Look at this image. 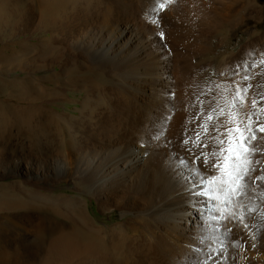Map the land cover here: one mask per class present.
Returning <instances> with one entry per match:
<instances>
[{"label": "bare ground", "instance_id": "obj_1", "mask_svg": "<svg viewBox=\"0 0 264 264\" xmlns=\"http://www.w3.org/2000/svg\"><path fill=\"white\" fill-rule=\"evenodd\" d=\"M233 6V0H0V23L11 21L12 33L28 31L30 39L47 28L46 45L59 54L45 63L50 71L43 76L46 105L54 111L0 107V177L23 174L39 187L67 180L77 190L53 198L55 209L8 216L34 228L41 241L31 252L20 232L17 238L0 233L1 264H264V180H256L264 175V155L250 157L254 182L239 202L192 195L205 189L201 175L219 174L211 153L226 145L217 137L226 140V129L237 120L243 127L249 114L253 129L264 124V78L257 88L248 63L256 51H231L233 57L241 53L238 61L210 56L228 45V32L243 21ZM43 40L28 47L25 39L20 47L40 52ZM83 66L93 89L80 78L83 69L76 72L82 84L66 80ZM24 79L10 82L31 89L33 78ZM238 87L243 105L234 102ZM99 90L111 111H56L57 94L77 91L85 99ZM232 135L235 151L239 134ZM257 140L264 148V133ZM25 146L28 152L18 151ZM84 194L101 211H120L118 238L86 223L93 218Z\"/></svg>", "mask_w": 264, "mask_h": 264}, {"label": "rangeland", "instance_id": "obj_2", "mask_svg": "<svg viewBox=\"0 0 264 264\" xmlns=\"http://www.w3.org/2000/svg\"><path fill=\"white\" fill-rule=\"evenodd\" d=\"M233 1H234L233 7L236 10L234 12L236 13L235 16H237V20H239L240 22L242 20L243 21L239 23L238 26L232 28L228 32L229 34L227 35V38H226L228 45L223 44L220 47L213 48V50L210 53V56L212 55V57L218 61L219 60H233V59L234 61H238L240 60L241 53L240 54L238 53L237 56L235 55L233 57V55L231 54V51H235L237 53L239 49L243 48L241 49L242 55H244L243 53H248V51L250 50L256 51L255 57L252 60H250L249 58L250 61L248 63L253 65L252 66L253 67L252 78L256 83V87L258 88V86L259 87L261 86V81L264 78V67H263V64H261L260 62V60H264V47L262 46L263 44L262 39L264 38V36L261 35V34H264V16L261 22H256L257 21L256 18L264 13V0H233ZM249 11L250 12L253 11V14L255 13L254 17L249 15L250 14ZM10 23L11 21L0 23V53H1L0 54V107L4 111H9L8 108H10V111H12L11 107L13 108V106L16 104L17 106L15 105L14 107H18L20 111H30V110L31 111H54L53 109L49 108L48 105H46L50 99H48L46 91L44 90L45 86L43 83V78H44L43 76H45L50 71V69L47 68L49 67L48 63L47 65L45 63L52 60L53 57L55 58L56 56H58L59 58V54L56 53L58 52V50L52 49V48H51L52 50H50V48H48L50 46L46 45L48 41L45 40V37L49 36V33L47 32V28L42 27L40 31L39 29L35 30L34 34L32 35V39H30L29 37L30 33L28 31L27 32L29 34L27 32L19 34L18 36H20L19 37L21 39L20 40L17 34H15L14 32L12 33L13 30L11 31L10 29ZM40 37L41 38L43 37V39L45 40L43 41L46 46H44V48L42 47L43 49L41 47H38V50L39 48L42 49V50L41 49L39 50L40 52H34V51H37V49L36 50L33 49L32 51H30L31 49L28 48L29 46L33 47L34 45H37L38 43L41 44ZM23 40L27 42V44L28 43L30 44V45L29 44L27 45L28 46L27 48L29 50L27 48L25 49L23 48V46L25 47V45L20 47L21 46L20 41H23ZM216 40H217L216 35L212 34L210 41L213 45L215 44ZM253 40L255 42H253ZM248 44L250 45V47ZM247 48L248 49L250 48V49L247 50ZM26 50L28 52H26ZM13 52L14 54H12ZM18 52H20V56L16 55ZM195 58L197 60V57ZM43 61H44V64H43ZM76 68L78 71L76 70ZM76 68H74L73 70L75 74H72V72L70 73V76L75 79L72 80L71 77L70 78L67 77L68 79L66 78V80H68L70 84L72 83V84L80 85L82 84V79L80 78H85V82L87 86L93 89V87H95V84L92 83L91 81L92 79H90V76L86 74V71H85L86 67L83 66V67H76ZM80 69L81 70L83 69V73L87 76V78L89 77L88 81H87V78L84 77L85 75L83 76L80 75L79 73V71H81ZM76 72L80 75V78L77 77L79 75ZM24 78H26V80L27 78H30V79L33 78L32 81L34 85L36 86L33 85L31 89L29 88L30 90L34 88L31 92L29 89H26L27 86L18 85V84L15 85V83H13L14 80H19V79L23 80ZM7 80H9V82ZM10 80L13 82H10ZM9 83H12V84H9ZM35 87H37L38 89ZM16 88H19V89H16ZM96 93L97 92L95 91L93 95L90 94L85 99L81 98L80 94L77 91L70 92L69 93L70 96H64V95L61 96L57 94V97H58L57 98L56 94H53L50 97L52 99L55 97L57 98V100H59V105L57 107V109L59 110H56V111H67L70 114H75V115L77 114L80 115V111H102V110L111 111L108 108L106 98L104 97V95L101 94L100 90L98 92L99 93L98 95ZM95 94L97 96H95ZM93 99L95 100L96 103H94ZM96 99L98 100V102L96 101ZM78 118L75 119L76 124H78L79 121L81 120L80 118L79 119ZM80 123L79 125L82 127L83 125H81ZM23 140L25 143L27 142V140L26 141L25 139ZM27 147L28 146H25L23 149L18 148V151L28 152L29 148ZM36 192L38 193V195ZM75 194H77V190L72 188V186L69 184L67 180H60V182H56V184H54L53 187L43 186V185H40L39 187V186L33 185L32 179H26L23 176V174H14V175H10V176L3 177V178L0 177V233L2 234L5 233L4 235H6L7 237H9L8 235H10V237H12L13 235L16 237L17 234H18V237H22V238L28 237L26 238L28 239V241H24L25 244L27 245L25 246L27 247L26 249L33 252L35 249L34 246L36 245L37 247V245H40L39 244L40 242L36 244L38 242L37 240L39 239V241H41L40 237L36 238V235H35L36 233L34 234L35 232L34 228L32 227L29 228L28 226L26 227L25 225H21V224L20 226L17 222L14 223L13 217L8 218V216H12V215L19 214V213H24L28 211L27 210L28 208L45 210L51 207V209L53 208L55 209L56 203H53V200H52L53 198L58 197V196H63V195H75ZM83 196L85 198L87 197L86 207L89 210V214L87 213V215L90 216V218H93L91 220L92 222H90V220L87 219L86 223L87 224L89 223V225L92 224L93 227L95 228L101 227L102 229L101 233H103L105 237H108V238L110 237L113 239L118 238L121 233L120 232L121 229H120V226L118 225V222H121L124 219L122 216H120V211L118 209L101 211L98 209V205L95 199H90L88 196H86V194H84ZM57 206L56 207L58 209L59 205ZM83 208L79 210V213L83 212L84 210L83 214L82 213L80 214H82V217L86 218V216L84 215L86 211H85V208L84 209ZM6 212L7 214L8 213L9 214L7 215ZM4 227L6 228L7 231L9 229L11 232L8 231L10 232L8 233ZM24 229H26L27 231H29L30 229V231L26 233L25 232L26 230ZM32 229L33 231L31 232ZM22 231L25 232V234ZM17 232H20V233H17ZM15 237H12V238H15ZM32 242L33 243L35 242V243L33 244ZM0 258H1L0 259V264H1L3 261L2 256H0Z\"/></svg>", "mask_w": 264, "mask_h": 264}, {"label": "snow or ice", "instance_id": "obj_3", "mask_svg": "<svg viewBox=\"0 0 264 264\" xmlns=\"http://www.w3.org/2000/svg\"><path fill=\"white\" fill-rule=\"evenodd\" d=\"M170 2V0H169ZM161 7L163 5L161 4ZM161 35H163L161 33ZM245 80H248L249 77L245 76ZM243 91H247V88L243 89ZM236 99H239L240 104L243 105L244 97L241 95V90L239 87L237 88L236 96L234 97V102ZM253 106L255 107L257 101H252ZM208 119H212V117H208ZM242 121L237 120L236 125L233 128L226 129L228 133V137L226 140H220L218 137L217 143L220 145H226L223 148H220L218 151H214L211 153L213 157H215V161L212 163V167L219 170L218 175H214L210 178H205L204 176H200V183L205 186L204 191L200 193L192 192L193 196L196 195H204L209 197L211 200H221L223 199L226 202H230L231 198L234 196L236 200L239 202L242 196L247 195V189L250 188L251 184L254 182L251 176V172L256 171L255 168H249L246 165L251 163L250 157L253 154L259 152V154L264 155V148H261L257 135L258 133H264V124H260L257 122V126L253 129L251 114L247 117V124L241 127ZM233 132L238 133L239 135L235 137L238 141L236 144V149L234 151L233 148ZM247 133V135H245ZM253 141H257V143H253ZM185 144L188 142L185 141ZM206 147V145H205ZM200 157L196 159L199 160ZM221 160L223 161V166H221ZM183 164L184 161H181ZM204 163L207 165L208 157L205 155ZM259 163V161H256ZM199 175V170H195ZM256 180H264V175L260 177H256ZM214 211H220V209L214 208ZM250 211H255V209H251ZM229 218H234V214L232 217H225L223 215L220 216V219L226 220ZM213 219H216L213 217ZM239 221L242 223L244 220V216L241 215ZM245 228L248 225H243ZM229 232L231 229H227ZM255 246V245H253Z\"/></svg>", "mask_w": 264, "mask_h": 264}]
</instances>
